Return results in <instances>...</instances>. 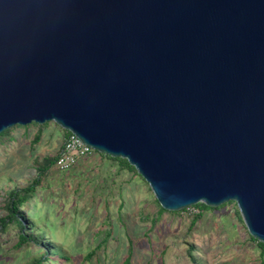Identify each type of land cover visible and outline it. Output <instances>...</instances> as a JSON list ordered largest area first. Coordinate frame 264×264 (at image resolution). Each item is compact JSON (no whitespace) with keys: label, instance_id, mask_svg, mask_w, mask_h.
<instances>
[{"label":"water","instance_id":"water-1","mask_svg":"<svg viewBox=\"0 0 264 264\" xmlns=\"http://www.w3.org/2000/svg\"><path fill=\"white\" fill-rule=\"evenodd\" d=\"M48 121L264 243V0H0V134Z\"/></svg>","mask_w":264,"mask_h":264},{"label":"rangeland","instance_id":"rangeland-1","mask_svg":"<svg viewBox=\"0 0 264 264\" xmlns=\"http://www.w3.org/2000/svg\"><path fill=\"white\" fill-rule=\"evenodd\" d=\"M64 139L54 121L16 125L0 136V220L8 192L30 184L35 160L57 155ZM223 205L162 211L138 172L95 150L69 171L51 168L24 207L25 229L53 238L66 255L59 264H124L130 252L129 264H264L237 203ZM20 233L17 223L0 221V264H31L42 255L45 245L19 247Z\"/></svg>","mask_w":264,"mask_h":264},{"label":"trees","instance_id":"trees-1","mask_svg":"<svg viewBox=\"0 0 264 264\" xmlns=\"http://www.w3.org/2000/svg\"><path fill=\"white\" fill-rule=\"evenodd\" d=\"M39 126L43 127L44 124H39ZM10 131H11V128L5 130L3 133L0 134V136L6 133H10ZM64 131H65V137H67L69 134V131L65 129ZM40 137H41V132H39L36 135L35 142H38L40 140ZM103 155L107 156L110 159H114L115 161H119L122 166L128 167L131 170H134L137 172L136 168L133 165H131L127 159L121 158V157L114 158L104 153ZM58 156H59V153L54 156H47L44 159L38 157L35 160L36 169L38 171L37 176L27 186L22 187V188H14L8 192L7 197H6V202H5V206H6V209L8 210V214H6L0 220L4 226H7L9 223H17L21 227L20 241L17 243L19 247L23 245H37L39 247L41 245H45L42 255H40L39 257H35L34 261L31 264H59L61 262H64V258L66 256L61 248L56 247L54 245L53 238H50L48 241L44 240V237L48 235L47 232L40 231V234L37 235V234H34V232L27 233L25 229V226H26L25 222L29 219L27 218L25 214L24 207L27 204L29 205L30 200L36 195L38 186L41 184L43 178L50 173L51 168L56 164ZM230 202L232 203L233 201H230ZM191 207H197V208L199 207L202 209L217 210V209H220L222 206L212 207V206H208L203 203H198ZM161 210L167 211L162 206H161ZM171 212L177 213V211H171ZM200 215L201 214H198L196 216L195 221L200 217ZM34 227L35 226L33 224V226H31L30 228H34ZM251 238L257 242L258 246L261 248V254L262 256H264V243L258 241L252 236ZM131 254L132 252H130L129 257L125 260L124 264L130 263L129 261H130ZM198 264H202V263L199 262Z\"/></svg>","mask_w":264,"mask_h":264},{"label":"built area","instance_id":"built-area-1","mask_svg":"<svg viewBox=\"0 0 264 264\" xmlns=\"http://www.w3.org/2000/svg\"><path fill=\"white\" fill-rule=\"evenodd\" d=\"M94 153V148L84 143L75 133L69 131L68 136L64 139L55 165L61 171H69L81 160Z\"/></svg>","mask_w":264,"mask_h":264}]
</instances>
